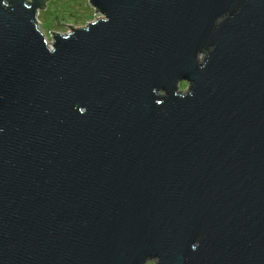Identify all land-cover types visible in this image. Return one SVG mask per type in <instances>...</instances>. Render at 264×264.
<instances>
[{
    "label": "water",
    "instance_id": "1",
    "mask_svg": "<svg viewBox=\"0 0 264 264\" xmlns=\"http://www.w3.org/2000/svg\"><path fill=\"white\" fill-rule=\"evenodd\" d=\"M47 1L0 0V264H264V0Z\"/></svg>",
    "mask_w": 264,
    "mask_h": 264
},
{
    "label": "rangeland",
    "instance_id": "2",
    "mask_svg": "<svg viewBox=\"0 0 264 264\" xmlns=\"http://www.w3.org/2000/svg\"><path fill=\"white\" fill-rule=\"evenodd\" d=\"M38 13L40 30L47 41L51 39L50 32L64 33L69 27H82L97 18L87 0H48ZM187 87L185 82L179 84V90L185 91Z\"/></svg>",
    "mask_w": 264,
    "mask_h": 264
},
{
    "label": "bare ground",
    "instance_id": "3",
    "mask_svg": "<svg viewBox=\"0 0 264 264\" xmlns=\"http://www.w3.org/2000/svg\"><path fill=\"white\" fill-rule=\"evenodd\" d=\"M181 82H185V83H187V84L189 85V83H188L186 80H183V81H181ZM181 82H179V84H180ZM179 84H178V90H179ZM180 91H183V90H180ZM181 93H182V92H181ZM147 262H151V261L147 260V261L144 262L143 264H146ZM153 262H154V260H153Z\"/></svg>",
    "mask_w": 264,
    "mask_h": 264
},
{
    "label": "flooded vegetation",
    "instance_id": "4",
    "mask_svg": "<svg viewBox=\"0 0 264 264\" xmlns=\"http://www.w3.org/2000/svg\"><path fill=\"white\" fill-rule=\"evenodd\" d=\"M188 85V84H187Z\"/></svg>",
    "mask_w": 264,
    "mask_h": 264
}]
</instances>
